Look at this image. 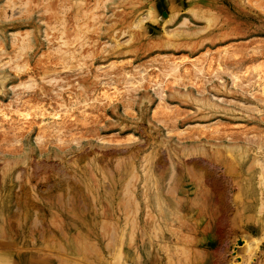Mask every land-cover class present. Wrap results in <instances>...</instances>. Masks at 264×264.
Instances as JSON below:
<instances>
[{"label":"rangeland","instance_id":"1","mask_svg":"<svg viewBox=\"0 0 264 264\" xmlns=\"http://www.w3.org/2000/svg\"><path fill=\"white\" fill-rule=\"evenodd\" d=\"M263 85L264 0H0V264H264Z\"/></svg>","mask_w":264,"mask_h":264},{"label":"bare ground","instance_id":"2","mask_svg":"<svg viewBox=\"0 0 264 264\" xmlns=\"http://www.w3.org/2000/svg\"><path fill=\"white\" fill-rule=\"evenodd\" d=\"M11 10V9H10ZM139 21V20H138ZM184 23V22H183ZM16 33V32H15ZM14 34V33H13ZM22 37V36H21ZM19 43V42H18ZM219 51V50H218ZM14 55V54H13ZM45 55V54H44ZM189 61V60H188ZM263 65V64H262ZM254 66H256V65H254ZM253 66V67H254ZM258 66V65H257ZM256 66V67H257ZM154 69V68H153ZM173 71H176V69H172ZM183 70V69H182ZM19 72V71H18ZM143 75V74H142ZM263 76V75H262ZM21 84V83H20ZM27 85V84H26ZM246 85V84H245ZM17 86V85H16ZM263 87H264V85H263ZM64 89V88H63ZM263 92H264V89H263ZM263 96V95H262ZM264 97V96H263ZM42 118H40V120H41ZM11 121V120H10ZM51 185H53V184H51ZM47 188V187H46ZM48 189V188H47Z\"/></svg>","mask_w":264,"mask_h":264}]
</instances>
